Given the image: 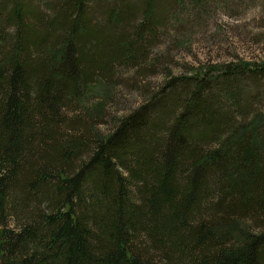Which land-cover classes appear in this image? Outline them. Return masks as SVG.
<instances>
[{"label": "trees", "instance_id": "trees-1", "mask_svg": "<svg viewBox=\"0 0 264 264\" xmlns=\"http://www.w3.org/2000/svg\"><path fill=\"white\" fill-rule=\"evenodd\" d=\"M156 1L0 0V264H264V114L239 84L264 67L173 78L104 136L68 116L144 57Z\"/></svg>", "mask_w": 264, "mask_h": 264}, {"label": "rangeland", "instance_id": "rangeland-1", "mask_svg": "<svg viewBox=\"0 0 264 264\" xmlns=\"http://www.w3.org/2000/svg\"><path fill=\"white\" fill-rule=\"evenodd\" d=\"M60 1L31 0V4L47 16L46 5ZM143 1L130 0L135 5ZM137 16L135 26L141 19ZM155 16L154 38L147 46L139 43L145 49L144 57L136 52L133 64L111 66L112 76L97 77L83 103L68 111L83 126H93L98 136L110 133L119 118L152 98L173 78L205 73L215 78L225 65L264 67V0H157ZM93 19L101 21L99 16ZM246 75L239 84L252 100L246 113L250 120L258 112L264 114V73L256 85L248 83ZM242 225L255 231L249 220Z\"/></svg>", "mask_w": 264, "mask_h": 264}]
</instances>
